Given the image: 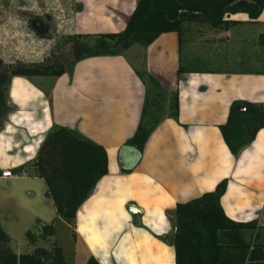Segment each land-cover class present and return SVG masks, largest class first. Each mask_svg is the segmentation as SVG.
Masks as SVG:
<instances>
[{
    "label": "crops",
    "instance_id": "0c3cea01",
    "mask_svg": "<svg viewBox=\"0 0 264 264\" xmlns=\"http://www.w3.org/2000/svg\"><path fill=\"white\" fill-rule=\"evenodd\" d=\"M137 1L76 0L73 32H121ZM229 19L240 23L229 29L184 23L181 36L167 33L147 47L136 44L121 55L83 59L59 78L36 77L48 83L42 90L27 86V77L12 78L9 111L0 126L1 172L30 165L54 125L108 152L109 173L74 224H67L86 264L90 257L100 264H175L176 205L215 190L223 180L226 215L258 220L263 227L262 245L251 247L247 264H264V128L237 156L220 130L234 102L264 105V10L257 21L246 14ZM144 68L166 90L168 111L140 163L123 173L118 154L140 121L145 85L136 71ZM172 96L178 100L176 118L169 109Z\"/></svg>",
    "mask_w": 264,
    "mask_h": 264
},
{
    "label": "trees",
    "instance_id": "16d2710c",
    "mask_svg": "<svg viewBox=\"0 0 264 264\" xmlns=\"http://www.w3.org/2000/svg\"><path fill=\"white\" fill-rule=\"evenodd\" d=\"M263 10L264 0H138L123 31L93 35L96 38L93 45L81 41L91 35L75 34L70 68L53 62L0 70V126L9 111L8 88L13 77L59 78L73 72L75 65L83 59L121 55L136 44L147 47L167 33L181 36L184 23H207L229 29L240 23L229 19L231 15L246 14L257 21ZM260 41L264 45V34ZM136 74L145 85V98L137 130L119 150V165L123 173H131L137 167L147 141L163 120V116L157 115L161 109L158 103L160 96L151 93L160 82L145 68L137 70ZM237 104V101L232 104L227 122L220 125L223 138L234 156L264 128L263 104L245 102V111H237ZM172 109L176 118L177 97ZM27 167L25 165L16 170L24 171ZM31 167L37 177L45 180L57 217L73 225L81 206L94 193L99 181L109 173V155L105 147L77 131L54 125L47 132ZM226 189L227 181L223 180L215 190L176 205L173 237L175 264H247L251 247L262 245L259 240L263 227L258 220L234 221L226 215L221 205ZM43 229L44 239L55 234L53 224L44 225ZM35 243L36 239L31 237V244ZM0 264L67 263L62 249L56 245L51 249L38 247L27 254L15 253L11 248V238L0 223ZM87 264L100 263L90 257Z\"/></svg>",
    "mask_w": 264,
    "mask_h": 264
},
{
    "label": "rangeland",
    "instance_id": "374dc122",
    "mask_svg": "<svg viewBox=\"0 0 264 264\" xmlns=\"http://www.w3.org/2000/svg\"><path fill=\"white\" fill-rule=\"evenodd\" d=\"M77 11L76 0H0V70L53 62L70 68ZM35 20L44 23L43 30L33 25ZM95 40L93 35L81 39L89 45ZM127 56L134 60L133 52ZM38 79L27 78L26 85L42 90L41 85L48 83ZM151 93L160 96V117L168 111V94L161 84ZM174 99L170 97L172 111ZM27 166L24 171L13 170L11 178L2 177L0 171V223L11 238L12 250L27 254L38 247L51 249L56 245L67 264H86L84 250L75 244L72 229L57 217L45 180L33 173L31 164ZM48 224L54 225L55 234L44 239L43 226ZM31 237L36 239L35 244H31Z\"/></svg>",
    "mask_w": 264,
    "mask_h": 264
},
{
    "label": "water",
    "instance_id": "95a60500",
    "mask_svg": "<svg viewBox=\"0 0 264 264\" xmlns=\"http://www.w3.org/2000/svg\"><path fill=\"white\" fill-rule=\"evenodd\" d=\"M236 110L237 111H245L246 110V106L243 104V103H239L236 105ZM130 211H134V212H137V209L135 207H129L128 208Z\"/></svg>",
    "mask_w": 264,
    "mask_h": 264
},
{
    "label": "built area",
    "instance_id": "2783aa9c",
    "mask_svg": "<svg viewBox=\"0 0 264 264\" xmlns=\"http://www.w3.org/2000/svg\"><path fill=\"white\" fill-rule=\"evenodd\" d=\"M1 176L5 178H11L13 177V172L11 170H4Z\"/></svg>",
    "mask_w": 264,
    "mask_h": 264
},
{
    "label": "flooded vegetation",
    "instance_id": "af4514ba",
    "mask_svg": "<svg viewBox=\"0 0 264 264\" xmlns=\"http://www.w3.org/2000/svg\"><path fill=\"white\" fill-rule=\"evenodd\" d=\"M33 25L35 26V27H37L38 29H41V30H43V28H44V23H42L41 21H39V20H35L34 21V23H33Z\"/></svg>",
    "mask_w": 264,
    "mask_h": 264
}]
</instances>
